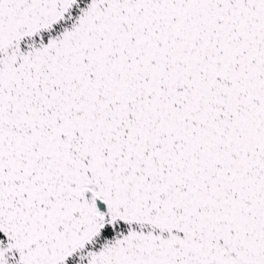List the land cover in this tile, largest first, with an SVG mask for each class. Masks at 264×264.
Here are the masks:
<instances>
[{
    "label": "snow or ice",
    "instance_id": "1",
    "mask_svg": "<svg viewBox=\"0 0 264 264\" xmlns=\"http://www.w3.org/2000/svg\"><path fill=\"white\" fill-rule=\"evenodd\" d=\"M0 264H264V0H0Z\"/></svg>",
    "mask_w": 264,
    "mask_h": 264
}]
</instances>
